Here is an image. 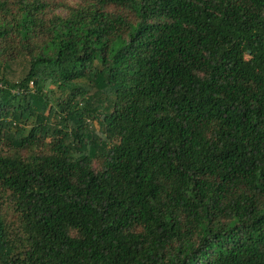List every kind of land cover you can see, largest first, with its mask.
I'll return each mask as SVG.
<instances>
[{"label": "trees", "instance_id": "trees-1", "mask_svg": "<svg viewBox=\"0 0 264 264\" xmlns=\"http://www.w3.org/2000/svg\"><path fill=\"white\" fill-rule=\"evenodd\" d=\"M0 264H264V0H0Z\"/></svg>", "mask_w": 264, "mask_h": 264}, {"label": "rangeland", "instance_id": "rangeland-1", "mask_svg": "<svg viewBox=\"0 0 264 264\" xmlns=\"http://www.w3.org/2000/svg\"><path fill=\"white\" fill-rule=\"evenodd\" d=\"M26 69V63L24 60H18L17 62H13L11 65L7 68V76L10 80L18 81L23 76ZM29 85H32V82H29ZM52 87V86H50ZM93 130L95 131V134L98 136L101 135V130L99 128L98 120H92L90 125Z\"/></svg>", "mask_w": 264, "mask_h": 264}]
</instances>
